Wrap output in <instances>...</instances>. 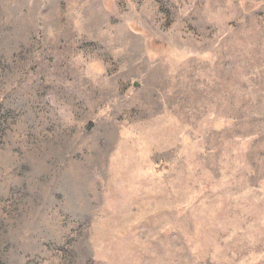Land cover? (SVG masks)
Returning <instances> with one entry per match:
<instances>
[{
  "label": "rangeland",
  "instance_id": "rangeland-1",
  "mask_svg": "<svg viewBox=\"0 0 264 264\" xmlns=\"http://www.w3.org/2000/svg\"><path fill=\"white\" fill-rule=\"evenodd\" d=\"M0 264H264V0H0Z\"/></svg>",
  "mask_w": 264,
  "mask_h": 264
},
{
  "label": "water",
  "instance_id": "water-1",
  "mask_svg": "<svg viewBox=\"0 0 264 264\" xmlns=\"http://www.w3.org/2000/svg\"><path fill=\"white\" fill-rule=\"evenodd\" d=\"M136 85V84H135Z\"/></svg>",
  "mask_w": 264,
  "mask_h": 264
}]
</instances>
